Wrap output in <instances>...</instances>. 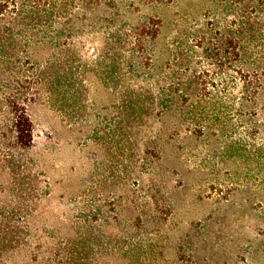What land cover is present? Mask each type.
Segmentation results:
<instances>
[{
  "label": "trees",
  "instance_id": "1",
  "mask_svg": "<svg viewBox=\"0 0 264 264\" xmlns=\"http://www.w3.org/2000/svg\"><path fill=\"white\" fill-rule=\"evenodd\" d=\"M91 38L94 61L76 45ZM90 75L114 99L109 149L130 164L138 157L147 231L124 239L150 263L174 214L167 174L183 183L181 172L201 171L200 139L264 165V0H0V155L32 146L29 108L42 92L74 105ZM93 222L85 216L46 263L85 264L97 245Z\"/></svg>",
  "mask_w": 264,
  "mask_h": 264
},
{
  "label": "rangeland",
  "instance_id": "2",
  "mask_svg": "<svg viewBox=\"0 0 264 264\" xmlns=\"http://www.w3.org/2000/svg\"><path fill=\"white\" fill-rule=\"evenodd\" d=\"M93 40L76 44L90 61L99 46ZM86 79L71 106L50 103L42 92L29 108L32 146L0 155V231L7 232L0 264H47L49 251L87 215L97 245L85 264H264V165L214 153V140L204 138L197 142L200 172H181L183 183L167 174L174 214L146 253L150 263L142 260L143 249L124 239L130 233L139 240L147 231L139 221L138 157L131 165L109 149L114 99L98 77Z\"/></svg>",
  "mask_w": 264,
  "mask_h": 264
}]
</instances>
